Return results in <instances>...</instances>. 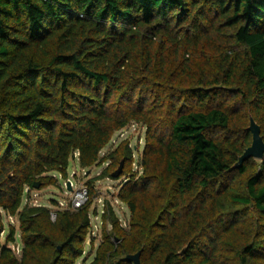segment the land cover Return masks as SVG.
Listing matches in <instances>:
<instances>
[{
  "label": "trees",
  "instance_id": "obj_1",
  "mask_svg": "<svg viewBox=\"0 0 264 264\" xmlns=\"http://www.w3.org/2000/svg\"><path fill=\"white\" fill-rule=\"evenodd\" d=\"M211 30L232 41L202 65ZM232 112L264 138V0H0V215L21 242L18 257L11 226L0 264L86 260L91 183L78 209L53 200L54 221L29 204L77 153L83 168L109 162L103 177L124 162L131 212L120 226L107 202L113 229L87 264H134L140 250V264H264V158L235 167L253 136ZM132 123L146 127L139 170L128 140L101 156Z\"/></svg>",
  "mask_w": 264,
  "mask_h": 264
},
{
  "label": "rangeland",
  "instance_id": "obj_2",
  "mask_svg": "<svg viewBox=\"0 0 264 264\" xmlns=\"http://www.w3.org/2000/svg\"><path fill=\"white\" fill-rule=\"evenodd\" d=\"M206 39L200 43V49L203 52L195 54V60L204 59L202 65H208L211 61L209 52L211 48H222L225 44L228 45L231 40V33L229 30L223 31V34H218L213 30L205 33ZM157 43L156 49L157 51ZM170 48V47H169ZM166 50L164 55L167 58H175L174 54L169 50ZM171 73V72H170ZM154 80H156L154 78ZM158 87L162 82L167 83L165 80H156ZM234 113V112H232ZM251 119V118H250ZM242 120H245L247 126L250 121L246 118V115H237L236 112L233 114V121L237 124V129L244 127ZM128 140L130 146L134 149V160L133 169L139 170L138 159L143 153L145 141H146V127L142 124L132 123L123 128L122 130L115 133L111 143L105 149H103L101 156L107 155L111 150L115 149L121 142ZM109 162L103 164H97L89 168H83L80 166L78 161V154L71 160V164L68 168L67 177H63L55 173L58 179L54 184L44 185L43 187H36L35 189L29 191V204L35 205H47L53 211L57 209V205L53 200H57L59 203L67 204L72 196V192L81 187H88L91 183L95 189L94 194L92 195L93 203L91 205V228L87 235L85 241V255L86 260L83 258L77 260L76 264H87L88 261L92 260L94 256V250L102 241V232L104 225H107L108 230L113 229V223L111 220H108L107 223H103V211L107 207V202L112 206L114 213L118 219L119 225L125 228H128L129 222L131 220V212L128 205L119 198V192L122 187V184L125 182L127 175H122L119 177H113L108 175L103 177V172ZM68 184H70L71 189H69ZM24 203L28 202V196L25 197ZM0 240L2 243H6V238L11 226L15 227V242L10 243L9 245L15 252V254L20 257L21 255V242H20V231H19V222L15 216H10L5 212H1L0 215ZM117 242V241H116ZM84 255V256H85Z\"/></svg>",
  "mask_w": 264,
  "mask_h": 264
},
{
  "label": "water",
  "instance_id": "obj_3",
  "mask_svg": "<svg viewBox=\"0 0 264 264\" xmlns=\"http://www.w3.org/2000/svg\"><path fill=\"white\" fill-rule=\"evenodd\" d=\"M249 130L251 131L252 136H253L252 144L248 148L245 149L244 153L239 158V161L235 164L236 168L241 167L243 163L249 160L250 158H254L256 160H262L264 158V138L261 135L260 125L255 121L253 117H251L250 119ZM123 167H124V162H122L119 168L113 173V176L116 178L121 176L123 172ZM35 186L39 187L40 184L37 183ZM68 186H69V189H71L70 184H68ZM0 229H1V225H0ZM141 253L142 251L140 250L139 252L135 254H129L127 256V259L133 262L134 264H140L141 263V258H140Z\"/></svg>",
  "mask_w": 264,
  "mask_h": 264
},
{
  "label": "built area",
  "instance_id": "obj_4",
  "mask_svg": "<svg viewBox=\"0 0 264 264\" xmlns=\"http://www.w3.org/2000/svg\"><path fill=\"white\" fill-rule=\"evenodd\" d=\"M78 154V153H77ZM72 196L67 204L59 203V208H70L72 210L78 209L84 206L89 200V189L87 187H81L72 192ZM35 205V204H34ZM41 205V204H39ZM105 210V209H104ZM104 213V211H103ZM57 214L55 211L51 212V219L56 220Z\"/></svg>",
  "mask_w": 264,
  "mask_h": 264
}]
</instances>
